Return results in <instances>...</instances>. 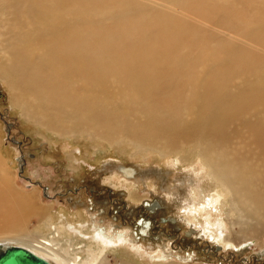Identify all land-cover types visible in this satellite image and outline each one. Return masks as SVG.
Listing matches in <instances>:
<instances>
[{"label":"bare ground","instance_id":"6f19581e","mask_svg":"<svg viewBox=\"0 0 264 264\" xmlns=\"http://www.w3.org/2000/svg\"><path fill=\"white\" fill-rule=\"evenodd\" d=\"M250 1L0 0V80L29 122L61 139L89 136L112 147L135 140L138 154L162 156L195 149L191 155L241 214L239 234L257 237L264 234V62H252L243 44L264 46V14L251 18L232 5ZM216 18L240 39L208 35ZM176 79L192 88L187 99ZM0 97L7 100L1 90ZM253 128L254 136L242 137ZM76 154L67 153L71 171L82 167ZM5 162L0 155V226H13L2 230V247H22L50 264H110L118 246L158 261L101 220H86L90 209L52 214L57 201L47 193L52 201L41 219L35 187L22 189ZM119 170L124 188L139 185L130 184V169ZM129 198L144 197L136 190ZM27 212L41 221L33 234Z\"/></svg>","mask_w":264,"mask_h":264},{"label":"rangeland","instance_id":"374dc122","mask_svg":"<svg viewBox=\"0 0 264 264\" xmlns=\"http://www.w3.org/2000/svg\"><path fill=\"white\" fill-rule=\"evenodd\" d=\"M232 5H241L242 11L251 18L264 14V0L242 4L232 2ZM207 33L221 35L224 40L240 39L238 33L230 31L223 18H216ZM243 46L251 51L252 62H264L262 44L245 41ZM200 50L194 51L193 55ZM172 83L182 87L183 99L190 96L192 88L181 79ZM0 90L7 97V100L0 97V155L8 161L6 166L16 175L22 189L35 187L38 194L35 201L41 219L43 211L47 213L50 209V198L54 197L57 205L52 203V214H63V207L67 206L70 210H82V213L84 209H90L86 220H101L105 228L112 227L117 238L121 234L128 243L144 247L145 253H158L155 264H264V234L257 237L239 234V229L245 227L240 223L241 214L234 210L231 195L210 178L208 168L198 155H191L195 149H186L181 156H162L158 152L138 154L133 145L135 140L112 147L89 136L61 139L29 122L21 107L13 104L11 93L1 80ZM260 98L261 94L256 93L254 102ZM244 111L249 110L245 107ZM125 129L128 133L134 131L131 125ZM254 134L253 128L246 130L242 137ZM73 150L78 154V150L81 151L76 154L82 163L80 171H71L69 167L67 153ZM258 153L264 158L261 147H258ZM22 155L26 160L24 178L20 177ZM181 157L189 159L181 162L178 159ZM119 168L130 169L134 174L130 184L139 182V185L136 188L131 186L129 190L126 186L124 188ZM197 172L200 175L197 176ZM202 172L206 175L202 176ZM25 179L35 184L32 186ZM136 190L144 197L138 202L129 198V194ZM45 193L51 197H46ZM211 198L216 204H209ZM182 208H188L189 214H183ZM30 213L25 214L24 225L33 234L41 221L37 214ZM141 218L143 224L138 223ZM10 226L13 225L9 221L0 226V239L2 230L10 231ZM216 236L225 242L220 243ZM116 248L117 253L110 257V264H153L142 257L140 250Z\"/></svg>","mask_w":264,"mask_h":264},{"label":"water","instance_id":"95a60500","mask_svg":"<svg viewBox=\"0 0 264 264\" xmlns=\"http://www.w3.org/2000/svg\"><path fill=\"white\" fill-rule=\"evenodd\" d=\"M20 173L22 168H20ZM0 264H50L30 251L17 246L2 247L0 245Z\"/></svg>","mask_w":264,"mask_h":264},{"label":"clouds","instance_id":"9594fccd","mask_svg":"<svg viewBox=\"0 0 264 264\" xmlns=\"http://www.w3.org/2000/svg\"><path fill=\"white\" fill-rule=\"evenodd\" d=\"M201 171H203V169H201ZM196 175H197V176L200 175V172H197ZM217 202H218V201H217ZM202 207H203V206H202ZM180 211H181L183 214L187 215V214H189V211H190V210H189L188 208H182ZM138 223L143 224V223H144L143 218H141V219L138 221ZM150 223H151V222L149 221V225H150ZM189 223H191V221H189ZM196 227L199 228L200 225L197 224Z\"/></svg>","mask_w":264,"mask_h":264}]
</instances>
